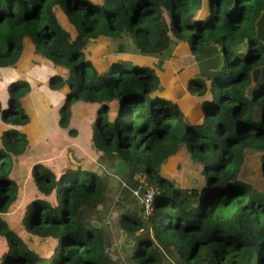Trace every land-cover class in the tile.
Here are the masks:
<instances>
[{
    "label": "trees",
    "instance_id": "16d2710c",
    "mask_svg": "<svg viewBox=\"0 0 264 264\" xmlns=\"http://www.w3.org/2000/svg\"><path fill=\"white\" fill-rule=\"evenodd\" d=\"M101 38L137 58L95 66L86 47ZM26 44L61 72L48 75L64 98L58 126L75 137L72 110H92L94 151L135 166L145 182L134 189L154 191L151 215H120L124 233L144 231L129 264H169L166 254L183 264H264V0H0V264H114L106 231L85 216L105 202L102 174L29 164L28 197L15 223L5 216L19 201L15 163L31 145L23 99L32 87L18 78ZM178 44L201 67L187 79L202 101L187 119L155 70ZM182 149L198 168L184 188L160 176Z\"/></svg>",
    "mask_w": 264,
    "mask_h": 264
},
{
    "label": "rangeland",
    "instance_id": "374dc122",
    "mask_svg": "<svg viewBox=\"0 0 264 264\" xmlns=\"http://www.w3.org/2000/svg\"><path fill=\"white\" fill-rule=\"evenodd\" d=\"M61 27L69 31L66 18L54 9ZM166 16V15H165ZM168 18V16H166ZM87 58L101 69H107L111 59L124 58L131 60L137 58L132 53L118 54L115 45L106 39L89 41L87 44ZM25 54L19 64L18 78L26 80L31 85L32 91L24 97L23 106L25 113L30 118L27 131L32 132L31 145L28 153L15 163V177L21 185L17 194L19 201L15 207L5 216L15 219L20 205L28 197L29 164L42 163L51 169L60 172L62 166L67 162L84 169H89L97 174H102L106 181L105 202L96 207L95 210L87 212L86 218L89 221L98 223L100 228L106 231L108 255L114 264H129L128 259L132 255V246L144 231H137L134 235L124 233L119 224L120 215L124 212L133 216H141V207L136 198L133 197L134 184L145 182L143 174L136 172V167L125 164L115 155H103L94 151L91 137L94 124L93 112L87 108H76L72 110L69 130H75L76 136L71 137L67 130H62L58 126L59 110L64 102L63 93L50 91L48 88L49 73H61L54 70L47 63L33 56V49L30 44H26ZM151 68H154L158 60L144 59ZM201 67L191 57L188 48L183 44H178L171 59L162 62L156 74L160 78V85L163 89V97L172 96L174 102L183 111L187 119L194 111L200 110L201 98L191 96L187 90V79L189 73L199 74ZM208 94H210L208 92ZM113 111V108L111 109ZM196 114V113H194ZM199 116V114H197ZM194 115L195 121L199 118ZM114 121L112 113L109 117ZM246 164L247 171L251 179L254 167L259 162L258 154H248ZM196 166L191 163L187 152L182 149L179 154L166 161L160 170V176L180 184L183 188L185 173L191 177H197ZM136 189L142 191V185ZM145 187H143L144 189ZM134 189V190H133ZM143 215V214H142ZM144 216V215H143ZM18 223V221L16 220ZM35 247L40 250H49V244L41 240H32ZM158 248V247H157ZM164 256L169 264H183L176 256L166 254Z\"/></svg>",
    "mask_w": 264,
    "mask_h": 264
},
{
    "label": "built area",
    "instance_id": "2783aa9c",
    "mask_svg": "<svg viewBox=\"0 0 264 264\" xmlns=\"http://www.w3.org/2000/svg\"><path fill=\"white\" fill-rule=\"evenodd\" d=\"M132 195L137 199L139 206L143 210L144 217L151 215L152 213V202L154 198V191L152 188H144L142 191L135 189L132 191Z\"/></svg>",
    "mask_w": 264,
    "mask_h": 264
},
{
    "label": "water",
    "instance_id": "95a60500",
    "mask_svg": "<svg viewBox=\"0 0 264 264\" xmlns=\"http://www.w3.org/2000/svg\"><path fill=\"white\" fill-rule=\"evenodd\" d=\"M166 118V116L165 117H163L162 119H165Z\"/></svg>",
    "mask_w": 264,
    "mask_h": 264
}]
</instances>
